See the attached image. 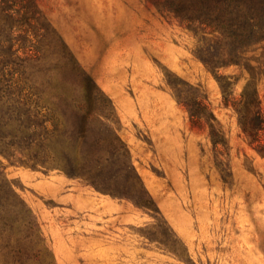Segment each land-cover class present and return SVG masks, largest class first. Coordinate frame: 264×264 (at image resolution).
Here are the masks:
<instances>
[{
    "label": "rangeland",
    "instance_id": "rangeland-1",
    "mask_svg": "<svg viewBox=\"0 0 264 264\" xmlns=\"http://www.w3.org/2000/svg\"><path fill=\"white\" fill-rule=\"evenodd\" d=\"M162 1L37 0L29 14L26 45L39 41L40 52L36 59L27 50L22 65L31 90L41 95L42 122L57 118L55 139H75L77 113L88 114L84 138L118 135L144 184L135 189L108 176L92 183L2 159V176L36 216L55 264H264V156L224 105L216 78H238V97L253 73L262 78L264 96V41L240 64L213 70L195 55L210 35L181 25ZM178 95L205 99L227 148L214 147L207 126H192ZM126 103L138 108L131 121L117 108ZM104 182L126 194L107 192ZM147 193L156 208L137 203Z\"/></svg>",
    "mask_w": 264,
    "mask_h": 264
},
{
    "label": "trees",
    "instance_id": "trees-1",
    "mask_svg": "<svg viewBox=\"0 0 264 264\" xmlns=\"http://www.w3.org/2000/svg\"><path fill=\"white\" fill-rule=\"evenodd\" d=\"M37 0H0V260L6 264H55L42 237L40 223L26 202L15 191L11 181L2 176V159L12 163H26L46 171L60 170L71 176H86L95 183L97 178L108 176L125 182L144 184L133 164L130 150L115 135L110 141H88L84 138L88 114H78L79 136L75 139L57 140L59 126L56 118L41 120V95L31 90L22 62L39 58L37 41L32 47L25 24H30V13L37 11ZM164 8L172 12L180 24L206 33L203 38L207 48H200L195 55L215 70L220 65L240 64L244 53L255 43L264 41V0H163ZM22 24L14 29L13 24ZM31 25V24H30ZM19 47L14 49L16 39ZM26 33L28 35H26ZM79 67L78 64H76ZM90 86L97 88L88 73H80ZM223 103L231 106L238 117V124L253 148L264 156V96L260 93L261 77L253 73L238 97L235 85L238 78L216 74ZM264 84V81H263ZM179 102L187 109L194 127L207 126L214 147L227 148L225 134L211 107L204 98L196 95L182 98ZM110 101V99H108ZM42 132L46 138L42 137ZM223 147V148H222ZM67 150L61 154L48 150ZM88 149L79 153V149ZM96 150L97 153H91ZM112 194L120 193L109 183H100ZM144 207L155 206L152 198L139 197ZM49 252V254L47 253ZM48 254V255H47ZM9 259V260H8ZM11 260V261H10Z\"/></svg>",
    "mask_w": 264,
    "mask_h": 264
},
{
    "label": "crops",
    "instance_id": "crops-1",
    "mask_svg": "<svg viewBox=\"0 0 264 264\" xmlns=\"http://www.w3.org/2000/svg\"><path fill=\"white\" fill-rule=\"evenodd\" d=\"M118 110L120 111L122 117L124 118V120L126 121H131L132 117L135 114V111L138 110V108H134L131 105H129L128 103L126 104H118L117 105ZM130 135L133 134V132H129ZM129 140V138H127Z\"/></svg>",
    "mask_w": 264,
    "mask_h": 264
}]
</instances>
